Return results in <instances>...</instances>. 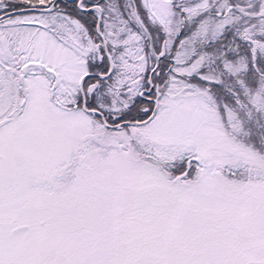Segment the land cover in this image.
Masks as SVG:
<instances>
[{
	"label": "snow or ice",
	"instance_id": "snow-or-ice-1",
	"mask_svg": "<svg viewBox=\"0 0 264 264\" xmlns=\"http://www.w3.org/2000/svg\"><path fill=\"white\" fill-rule=\"evenodd\" d=\"M0 264H264V0H0Z\"/></svg>",
	"mask_w": 264,
	"mask_h": 264
}]
</instances>
